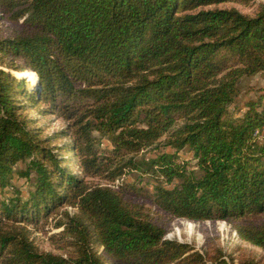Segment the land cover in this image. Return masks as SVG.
<instances>
[{
  "label": "trees",
  "instance_id": "1",
  "mask_svg": "<svg viewBox=\"0 0 264 264\" xmlns=\"http://www.w3.org/2000/svg\"><path fill=\"white\" fill-rule=\"evenodd\" d=\"M253 1L0 0L24 25L0 38V264H103L100 248L113 264H235L165 238L155 211L114 184L128 172L148 176L155 208L225 220L264 250V105L227 115L240 79L264 71V6L205 9ZM41 103L66 122L52 136L25 114ZM163 136L173 152L137 158ZM19 162L33 189L5 197ZM64 205L67 254L40 250L32 225Z\"/></svg>",
  "mask_w": 264,
  "mask_h": 264
},
{
  "label": "rangeland",
  "instance_id": "2",
  "mask_svg": "<svg viewBox=\"0 0 264 264\" xmlns=\"http://www.w3.org/2000/svg\"><path fill=\"white\" fill-rule=\"evenodd\" d=\"M264 6V0H256L247 4L238 2H223L206 6V8H236L241 13L254 16L259 6ZM22 20L15 22L9 19L7 15L0 13V38H8L17 35L24 30ZM16 64L19 59H15ZM8 65L9 60L5 61L3 67L13 70ZM22 75L32 80L33 74L30 71H23ZM250 100L258 101L262 106L264 105V71H260L254 75L243 76L238 84V92L233 102L227 107V115L230 117H241L247 110V102ZM44 106L43 103L36 107L28 106L25 114L29 118H33L35 123L42 130L43 136H52L55 131L65 127V120L55 115H42L37 111L38 108ZM260 133V138H264V130ZM165 136L160 138L156 145L149 146L139 152L137 158H152L160 152H173L174 149L170 146L164 145ZM65 138L53 139L52 144L61 145L65 142ZM101 146L107 147L102 140ZM109 148V146L107 147ZM179 160L187 161L189 168H194L195 161L192 159L191 152L182 149L177 152ZM70 162L68 166L72 172L77 171L76 157L71 154H64ZM26 164L19 162L13 167V173L10 184L4 190L5 197L11 195H27L33 189V182L31 177L20 175L19 170H24ZM140 177V180H137ZM147 175L139 176L135 172H128L114 184L118 186L125 197L134 202L145 205L155 211L154 216L157 223L165 229V238L187 243L193 249L200 253H218L223 256L228 262L239 264L243 261H253L255 264H264V250L249 242L242 240L233 226L222 219H206V220H192L183 217L170 216L166 212L155 208L152 201L153 186L149 182ZM96 181V180H95ZM104 182V181H101ZM0 198H2L0 194ZM59 212H54L47 219L38 218L36 223L31 227L32 238L40 250L52 251L57 254H65L66 249L63 247L66 238L62 236V226H57L56 222L61 220L60 213L63 210L73 212L74 209L68 205L61 206ZM263 219L264 218H260ZM73 252V251H72ZM67 254V253H66ZM65 254V255H66ZM98 254L103 257V264H113L111 258L102 252L100 248ZM175 264V263H171Z\"/></svg>",
  "mask_w": 264,
  "mask_h": 264
},
{
  "label": "built area",
  "instance_id": "3",
  "mask_svg": "<svg viewBox=\"0 0 264 264\" xmlns=\"http://www.w3.org/2000/svg\"><path fill=\"white\" fill-rule=\"evenodd\" d=\"M263 130H264V129H263ZM254 135L257 136L258 139H261V138H260V133H259L258 130H256V131L254 132Z\"/></svg>",
  "mask_w": 264,
  "mask_h": 264
}]
</instances>
